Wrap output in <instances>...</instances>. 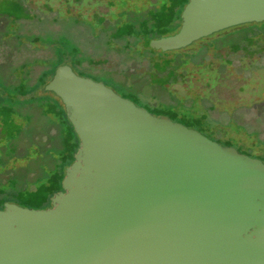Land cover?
Segmentation results:
<instances>
[{
  "label": "water",
  "instance_id": "95a60500",
  "mask_svg": "<svg viewBox=\"0 0 264 264\" xmlns=\"http://www.w3.org/2000/svg\"><path fill=\"white\" fill-rule=\"evenodd\" d=\"M162 51L264 21V0H188ZM80 139L52 207L0 208V264H264V161L62 64Z\"/></svg>",
  "mask_w": 264,
  "mask_h": 264
},
{
  "label": "rangeland",
  "instance_id": "374dc122",
  "mask_svg": "<svg viewBox=\"0 0 264 264\" xmlns=\"http://www.w3.org/2000/svg\"><path fill=\"white\" fill-rule=\"evenodd\" d=\"M153 1L0 0V95L5 96V103H15L19 90L12 85L26 80L29 86L37 87L40 74L53 77L67 63L78 74L103 81L121 95L131 90L153 108L171 110L176 121H184L223 145L230 143L264 159V26L241 25L209 37L207 40L228 35L226 41L220 40L224 46L210 45L202 52L205 63L214 65L205 72L163 76L166 81L162 87L154 74L159 58V53H152L156 38L138 42L128 52L126 42L111 35L127 21L128 12L144 11ZM205 38L178 52L198 51ZM176 53L163 58L172 59ZM136 102L146 105L142 100ZM38 110H32L33 115L39 116ZM1 118L0 113V125ZM15 119L27 127L23 116L16 115ZM48 127L50 134L58 132L56 124ZM22 137L17 153L0 164V208L11 202L49 208L46 201L28 205L16 199V188L7 183L10 173L3 170L27 163L23 150L28 136ZM8 144V138L0 136V150ZM26 187L23 195L37 190L39 184Z\"/></svg>",
  "mask_w": 264,
  "mask_h": 264
},
{
  "label": "trees",
  "instance_id": "16d2710c",
  "mask_svg": "<svg viewBox=\"0 0 264 264\" xmlns=\"http://www.w3.org/2000/svg\"><path fill=\"white\" fill-rule=\"evenodd\" d=\"M158 2L154 0L153 4L144 11L128 12L127 21L119 29H113L111 35L126 42L124 47L127 48L128 52L138 42H149L151 39L173 34L179 30L182 22L181 14L188 0H158ZM242 25L261 27L264 26V23L253 22ZM110 28L114 27L110 25ZM231 28L207 36L204 39L206 42L202 44L198 51L178 52L186 50L190 46L176 51H162L153 48V54L159 53L157 69L154 73L158 79L157 83L164 87L166 79L163 76L178 77L188 71H208L214 63H205L206 56L202 52L207 50L210 45H214L216 48L224 46V43H221L220 40L226 41L228 35H218L212 40L207 39L222 34ZM171 52H177L172 59L163 58V56L168 57ZM191 62L193 67L190 66ZM51 79L52 76L43 72L38 78L37 87L29 86L31 84L26 80L25 82H18L19 86L12 85V89L19 90L15 94L13 105L5 103V96L0 95L2 102L0 103V113L2 115L0 136L8 138L9 143L6 149L1 148L2 151L0 150V164L2 166L5 164V158H10V156L17 153V148L23 140L22 136H28L27 141L24 142L23 150L24 157L27 158L26 165L13 166L11 169L3 170L10 173L7 183L16 188L15 198L26 201L28 205H43L45 201L51 205V198L62 189L66 168L74 162L80 146L79 136L68 117L65 104L56 93L47 87ZM132 92L127 90V93L123 96L129 97L135 102L136 100H142V103L150 107L148 108L145 105L151 112L155 111L157 115L167 114L174 119L175 116L169 112L171 110H165L161 106L153 108ZM35 109H39V116L33 115L35 112H32V110ZM16 115L23 116V121L27 124L26 128L22 123H18L15 119ZM181 122L184 123V121ZM50 123H54L58 127V132L54 135L48 131V124ZM32 172H35L33 177H31ZM30 183L39 184L38 189L35 191L29 190V194L23 195L22 193L28 189L26 186Z\"/></svg>",
  "mask_w": 264,
  "mask_h": 264
},
{
  "label": "flooded vegetation",
  "instance_id": "af4514ba",
  "mask_svg": "<svg viewBox=\"0 0 264 264\" xmlns=\"http://www.w3.org/2000/svg\"><path fill=\"white\" fill-rule=\"evenodd\" d=\"M164 115H167V114H164ZM169 116V115H168ZM171 118V117H170ZM224 146H226V145H224ZM232 146H234V145H232ZM235 147V146H234ZM237 149H238V151L239 152H242V153H246V154H249V155H251V156H254V157H258V158H261L263 161H264V159L262 158V157H260V156H256V155H253V154H250V153H248L247 151H245L243 148L242 149H240V148H238V147H236ZM63 189V188H62ZM61 189V190H62ZM61 190H59V192L61 191ZM50 207H52V203H51V205H49ZM4 207H1V209H3ZM40 208H44V207H40Z\"/></svg>",
  "mask_w": 264,
  "mask_h": 264
}]
</instances>
